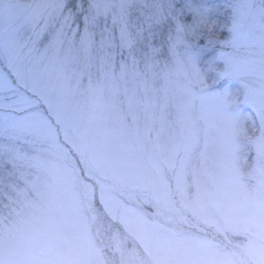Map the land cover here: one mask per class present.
<instances>
[{"label": "rangeland", "instance_id": "1", "mask_svg": "<svg viewBox=\"0 0 264 264\" xmlns=\"http://www.w3.org/2000/svg\"><path fill=\"white\" fill-rule=\"evenodd\" d=\"M40 2L0 0V23ZM172 2L238 15L253 45L236 55L264 93V0ZM222 68L201 63L202 97L142 65L81 95L67 126L51 111L49 140H0V264H264V120L226 118L238 89L213 98Z\"/></svg>", "mask_w": 264, "mask_h": 264}, {"label": "snow or ice", "instance_id": "2", "mask_svg": "<svg viewBox=\"0 0 264 264\" xmlns=\"http://www.w3.org/2000/svg\"><path fill=\"white\" fill-rule=\"evenodd\" d=\"M252 45L238 15L230 23L213 20L207 7L185 14L172 0L167 11L164 0H41L29 12L0 23V140H49L54 133L51 111L67 126L81 95L98 96L142 65L182 78L188 91L199 87L203 97L208 81L200 65L219 61L223 68L213 69V98L224 105L238 89V105L226 118L256 114L264 120V93L251 87L236 55ZM25 49L26 57H21ZM260 142L264 144V131Z\"/></svg>", "mask_w": 264, "mask_h": 264}]
</instances>
